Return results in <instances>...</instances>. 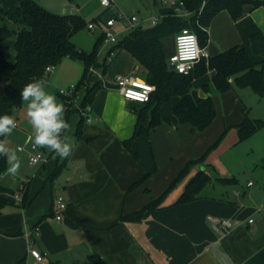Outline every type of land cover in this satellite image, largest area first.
<instances>
[{
	"label": "crops",
	"instance_id": "crops-1",
	"mask_svg": "<svg viewBox=\"0 0 264 264\" xmlns=\"http://www.w3.org/2000/svg\"><path fill=\"white\" fill-rule=\"evenodd\" d=\"M154 4L159 6L157 16L140 14V27H156L166 17L163 12L166 8L157 0ZM0 7L14 11L18 3L0 0ZM106 9L99 12L96 20ZM245 9V14L236 21L226 10L217 13L208 27L205 49L212 57L233 46H243L257 66H262L264 6L253 9L248 5ZM154 17L161 18L156 26L151 23ZM124 23L120 22L115 29L120 32L119 41L131 32L124 29ZM255 27L259 32L253 39ZM178 33L162 38L168 62L174 54ZM74 42L91 52L96 41L90 50ZM115 45L103 43L99 48L97 59L101 66H106L105 78L112 80L134 69L144 78L141 66L127 50L116 49L109 59ZM0 50L15 52V39L1 41ZM64 63L66 65L60 67ZM83 72L82 62L65 58L49 73L45 90L65 106L58 93L59 86L76 85ZM98 79V74H94L92 84ZM229 82L232 88L221 92L214 84L212 71L194 79L193 88L197 92L208 91L216 112L212 123L202 132L193 131L191 125L181 123L174 114L179 96H173L161 106L159 114L163 122L150 127L149 116L139 124L133 110L139 111L145 105L127 101L116 89H96L90 106V121L79 130L80 117L72 123L75 113L68 122L73 124L71 135H66L68 131L63 134L72 146L69 157H60L53 151L48 154L42 148L48 161L29 165L35 167L29 174L22 172L25 180L21 184L27 183L22 197L16 183L12 185L6 181L7 172L0 179V264H37L29 252L26 232H31L35 248L47 253L46 262L50 264H62V259L71 254L88 258L93 252L109 264H264V183H255L245 176L242 181L245 186H241L240 178L235 176L237 158L233 155L242 142L237 126L245 114L250 118L241 96L250 87H238L234 79ZM83 98L84 91H81L77 107ZM13 117L17 121L15 134L26 141L33 134L26 104L17 109ZM9 138L6 136L4 141ZM24 146V151H19V146L17 150L27 152L28 159L29 143ZM212 146L203 164L189 165ZM60 164H64L60 173L52 177ZM187 166L186 174L177 181ZM201 170L211 177L201 197L176 205L188 183ZM252 177L259 179L255 172ZM218 178H235L238 183L222 184ZM171 185L159 208L147 210L141 222H121L123 215H131L158 200ZM19 188L21 190V185ZM57 196L64 197L67 203L61 220L54 217ZM209 216L228 220L232 226L219 233Z\"/></svg>",
	"mask_w": 264,
	"mask_h": 264
},
{
	"label": "trees",
	"instance_id": "trees-1",
	"mask_svg": "<svg viewBox=\"0 0 264 264\" xmlns=\"http://www.w3.org/2000/svg\"><path fill=\"white\" fill-rule=\"evenodd\" d=\"M18 7L14 11L0 7V42L8 39H15L14 54L0 50V115H10L13 117L15 111L19 109L23 101L20 92L24 86L38 79L47 80L49 72L47 67H57L65 58L82 62L84 72L80 81L76 84L77 94L84 91V98L77 107V95L67 98L62 95L66 110L64 118L69 122L73 114H78L79 130L87 121L82 110L92 105L96 89L102 88L101 81L92 84L93 74L90 68L101 70L105 75V67L98 63V52L104 43V34L96 40L91 52H86L78 47L73 38L89 24L106 23L115 17L114 12L107 8L103 14L92 23H86L76 14H55L44 8L39 0H16ZM184 3L183 8L190 13V17H177L173 9L166 8L164 20L156 27L143 28L129 32L110 51L116 49L127 50L141 66L145 74V80L156 87L151 95L150 101L144 103L145 107L137 113L139 124L144 122L149 116V126L155 127L163 118L159 111L161 106L169 101L173 96H179L180 102L174 108V114L179 121L191 125L193 131H204L216 116L211 95L206 90L197 92L193 88L195 78L213 72V81L217 89L221 92L232 88L230 79H234L238 87H250L257 94H264V65L257 68V62L253 60L247 48L243 46H233L226 51L202 60L193 73L185 75L171 70L168 61L164 56L162 38L168 34L180 32L184 28L191 29L196 33L200 46L205 48L208 44V27L213 17L223 11H228L236 21L246 12V6L251 5L253 9L264 6L263 0H178ZM191 22H193L191 24ZM255 27L252 33L253 39L257 38ZM259 32V31H258ZM109 53V54H110ZM76 106V107H75ZM264 127L261 120H252L247 114L243 121L237 126L240 141H243ZM5 137H0L4 140ZM127 141L126 143H128ZM217 145V144H216ZM215 145V146H216ZM210 147L198 160L191 161L190 164H203L212 151ZM64 164H60L54 170L52 177H56ZM7 158L0 155V179L7 172ZM187 168L180 174L181 179L187 172ZM175 181V182H177ZM222 184L235 185L238 181L235 178H218ZM211 182V177L201 170L188 183L186 189L176 205L193 202L201 197L203 189ZM166 192L155 201L144 206L141 210L122 216L121 222H141L143 214L147 210L158 209ZM86 264H109L108 261L98 253H91Z\"/></svg>",
	"mask_w": 264,
	"mask_h": 264
},
{
	"label": "built area",
	"instance_id": "built-area-1",
	"mask_svg": "<svg viewBox=\"0 0 264 264\" xmlns=\"http://www.w3.org/2000/svg\"><path fill=\"white\" fill-rule=\"evenodd\" d=\"M101 5L105 8H110L115 13V17L109 19L106 23L100 26L102 33L104 34V44L105 45H115L119 42L120 32L116 31V26L120 22L125 21L124 25L127 31H134L142 25L139 17L137 16H126L124 13L117 12L116 6L113 0H99ZM160 5L165 8L173 9L177 17H188L190 13L183 8L184 3L181 1L168 2L167 0H157ZM166 16V15H165ZM164 15L162 17H165ZM160 17H154L151 19L152 25L156 26L160 22ZM97 24H89V30H95ZM113 57V52L109 54V59ZM210 54L207 50L200 46L198 37L195 32L191 29L184 28L177 35L175 39V51L170 57L168 65L171 70L179 74H191L196 69L197 65L202 60H209ZM54 68L47 67L46 72H51ZM90 72L98 74V80L101 81L102 86L107 89H116L121 93V95L131 102H136L144 104L151 99V95L155 92L156 87L144 78L137 74V70L134 69L133 72L127 75H117L112 80H107L101 72L95 68H90ZM58 93L67 98H73L78 94L76 92V85H71L67 88H61ZM91 112V107L88 106L86 109L82 110L84 117L89 119V113ZM25 146H19V151H24ZM29 152V162L30 165H37L41 163H46L48 157L43 152L42 148H34L32 144L28 146ZM252 185V183H249ZM24 189V184H21V191ZM67 208V203L62 196H57L54 204V217L57 220H61L63 217V212ZM212 223L214 229L219 233H224L225 230L229 229L232 224L228 220L208 217ZM250 223L253 222L251 219ZM35 231H39V228H35ZM25 236L29 239V252L34 257L37 264H46L47 253L41 252L35 248L34 241L31 237V232H26Z\"/></svg>",
	"mask_w": 264,
	"mask_h": 264
},
{
	"label": "rangeland",
	"instance_id": "rangeland-1",
	"mask_svg": "<svg viewBox=\"0 0 264 264\" xmlns=\"http://www.w3.org/2000/svg\"><path fill=\"white\" fill-rule=\"evenodd\" d=\"M15 1V0H13ZM116 6V10L124 13L126 16L132 17L133 15L137 17H142L143 14L145 17H151L152 15H156L159 10V6L154 4V0H113ZM168 2H174L177 0H167ZM41 5L47 10L59 14H70L75 12L78 14L82 20L86 23L94 22L99 14V12L104 9L101 6L99 0H40ZM157 16V15H156ZM190 17V15L188 16ZM193 22H191L192 24ZM100 27H96L95 30H89L88 27L81 30L77 33L73 40L80 46L91 49L93 43L100 36ZM169 37V36H168ZM102 47V45H101ZM100 47V48H101ZM106 50H104L105 53ZM14 54V52L12 53ZM61 64L60 67H62ZM65 67V66H63ZM258 69H261L262 66H257ZM54 69L51 71L53 72ZM50 72V74H51ZM95 79V78H94ZM97 80V79H96ZM47 81V80H46ZM60 88H67L66 85H60ZM46 88V86H45ZM245 92L242 93L241 96L245 99V102L249 109V116L254 120H261L264 122V94L259 95L254 92L251 88L245 89ZM26 103L23 102L22 105ZM20 111V110H19ZM18 113V112H17ZM20 113V112H19ZM77 115H73L72 123L75 118H78ZM73 124L70 125V130ZM70 130L67 132V136L69 137ZM16 128L13 130L10 135L9 141H7V146L14 150L18 157L21 160V168L19 173L16 176H11L8 172L5 175V179L9 184L16 183L17 192L20 193L19 196H23L22 191L18 190L21 182L25 180L22 176V172H29L31 169L35 167H30V162L27 152H19L17 150L18 146L27 145L26 141H24L23 137L20 134H15ZM46 153H50V149L44 148ZM233 155L236 156L237 162L235 164L236 177L240 178V185L245 186L243 184V178L245 176L250 177L248 180H252L255 183L261 184L264 183V128L256 132L254 135L240 142L235 148ZM55 158V157H54ZM53 158V159H54ZM9 167V165H8ZM255 174L259 177V179L253 178L252 174ZM247 182V181H246ZM24 184H27L26 182ZM13 185V184H12ZM8 185V186H12ZM20 189V188H19ZM87 262V257L83 256H73L69 255L68 258L62 259V264H85ZM46 264H50L47 263ZM53 264V263H52Z\"/></svg>",
	"mask_w": 264,
	"mask_h": 264
},
{
	"label": "clouds",
	"instance_id": "clouds-1",
	"mask_svg": "<svg viewBox=\"0 0 264 264\" xmlns=\"http://www.w3.org/2000/svg\"><path fill=\"white\" fill-rule=\"evenodd\" d=\"M46 81L38 79L24 86L20 92L21 100L26 103V115L31 123L33 134L26 143L34 148H46L60 157L67 158L72 154V146L64 138L70 130V124L64 118L65 106L57 103L55 95L45 90ZM17 127V121L10 115H0V137L10 136ZM0 155L7 158V172L16 176L21 168L17 153L0 140Z\"/></svg>",
	"mask_w": 264,
	"mask_h": 264
}]
</instances>
